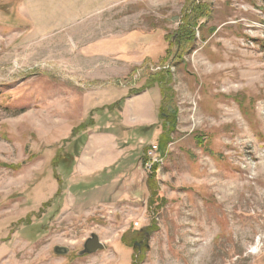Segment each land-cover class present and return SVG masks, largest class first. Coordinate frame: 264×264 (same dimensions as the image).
Returning a JSON list of instances; mask_svg holds the SVG:
<instances>
[{
    "label": "rangeland",
    "instance_id": "1",
    "mask_svg": "<svg viewBox=\"0 0 264 264\" xmlns=\"http://www.w3.org/2000/svg\"><path fill=\"white\" fill-rule=\"evenodd\" d=\"M0 264H264V0H0Z\"/></svg>",
    "mask_w": 264,
    "mask_h": 264
},
{
    "label": "trees",
    "instance_id": "2",
    "mask_svg": "<svg viewBox=\"0 0 264 264\" xmlns=\"http://www.w3.org/2000/svg\"><path fill=\"white\" fill-rule=\"evenodd\" d=\"M196 7H198V6H192L191 8H189V10H190V12H189V14H186V20H188L189 21V23H190V20H192V19H197V18H199V16H197V13L199 12V11H201V10H199V9H197ZM185 23V22H184ZM186 25V24H185ZM189 25V24H188ZM184 26V25H183ZM183 26H182V28H181V30H179L180 32L178 33V34H176L177 35V38H175V43L177 44V46H178V49H177V51H178V53H179V56L180 55H184V56H187L188 54H190V51L188 50V51H186V49H185V52H186V55L185 54H183V52H182V50H181V47L183 48V47H187V46H189L190 45V43L193 41V39H192V36H193V34H192V32H191V34H188L189 33V31H188V29H185V28H183ZM191 27H189V29H190ZM136 69V68H135ZM134 69V70H135ZM134 73V71H132L131 73H130V76H133L132 74ZM161 74H163V79H165V77H167L168 76V74H167V72L166 71H163V72H161ZM160 83H162V80L160 81ZM163 84V83H162ZM164 85V84H163ZM162 87H165V86H162ZM163 90L165 91V89L163 88ZM138 92H140L141 90H137ZM163 109H164V107H163ZM163 109H162V112H163ZM172 114V113H171ZM173 114H176V115H174V122L176 123L178 120V112L177 111H175V113H174V111H173ZM170 114L168 115V114H166V115H162V113H161V118H162V120L164 121V124L165 125H169V123H168V121L170 120ZM167 128V131H166V134H164L163 135V137H162V140H161V143H163L164 141H165V137H166V135L168 134V132H169V130H168V126H166ZM160 149H161V147H160ZM146 158L148 157L147 155L145 156ZM146 160H148L149 161V159L147 158V159H145V162H147ZM150 184L153 186V182H150Z\"/></svg>",
    "mask_w": 264,
    "mask_h": 264
},
{
    "label": "water",
    "instance_id": "3",
    "mask_svg": "<svg viewBox=\"0 0 264 264\" xmlns=\"http://www.w3.org/2000/svg\"><path fill=\"white\" fill-rule=\"evenodd\" d=\"M105 249V245L102 243L100 240V237L93 233L85 242L84 244V249L80 253V255H90L97 253L99 251H102ZM54 253L56 255H61L65 256L70 253V249L68 247H61V246H56L54 248Z\"/></svg>",
    "mask_w": 264,
    "mask_h": 264
},
{
    "label": "built area",
    "instance_id": "4",
    "mask_svg": "<svg viewBox=\"0 0 264 264\" xmlns=\"http://www.w3.org/2000/svg\"><path fill=\"white\" fill-rule=\"evenodd\" d=\"M153 148V149H152ZM156 150L157 148L153 145L151 147H146V150H145V155L148 156V158H155L157 156L156 154ZM150 159V160H151Z\"/></svg>",
    "mask_w": 264,
    "mask_h": 264
},
{
    "label": "flooded vegetation",
    "instance_id": "5",
    "mask_svg": "<svg viewBox=\"0 0 264 264\" xmlns=\"http://www.w3.org/2000/svg\"><path fill=\"white\" fill-rule=\"evenodd\" d=\"M141 231H142V233L144 234V236H142V237H141V240H139V241H140V244L137 243V244L134 246V248H137V247H143L144 244H145V239L149 237V234H148L147 230H141Z\"/></svg>",
    "mask_w": 264,
    "mask_h": 264
},
{
    "label": "crops",
    "instance_id": "6",
    "mask_svg": "<svg viewBox=\"0 0 264 264\" xmlns=\"http://www.w3.org/2000/svg\"><path fill=\"white\" fill-rule=\"evenodd\" d=\"M125 42H127V39L126 40H123V43H125ZM122 54V53H121ZM123 55V54H122ZM122 55H120L119 54V56H122ZM118 57V56H117ZM122 62H125V61H122ZM132 70H134V68L132 69ZM132 72V71H131ZM130 74V73H129ZM128 76V75H127ZM112 144L114 145V142H112ZM115 147V146H114ZM116 148L118 149V150H120L119 149V145L118 144H116ZM103 149V148H102ZM89 149L87 148V151H88ZM121 152H123L122 154H127V151L126 150H123V151H121ZM125 152V153H124ZM88 154V153H87Z\"/></svg>",
    "mask_w": 264,
    "mask_h": 264
}]
</instances>
